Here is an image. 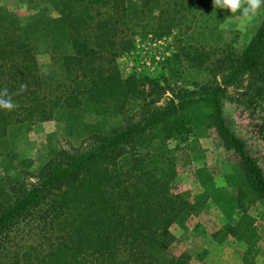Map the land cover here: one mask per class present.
<instances>
[{"label":"trees","instance_id":"obj_1","mask_svg":"<svg viewBox=\"0 0 264 264\" xmlns=\"http://www.w3.org/2000/svg\"><path fill=\"white\" fill-rule=\"evenodd\" d=\"M37 2L54 10L55 25L0 11V89L15 93L28 85L12 96L14 110L0 109V138L13 125L66 117L83 104L123 118L92 136L87 148L56 152L35 181L0 182V264H190L188 253H170L176 240L170 228L191 206L171 192L166 144L187 141L200 119L243 174L210 197L237 219L224 225L225 236L245 238L254 221L249 211L264 205V173L228 125L222 100L229 89H242L247 105L264 116V20L240 52L226 51L210 65V84L186 89L171 87L165 73L125 75L116 63L132 48V34L171 33L186 0ZM41 53L50 54L59 73L41 69ZM166 72L178 71L166 65ZM200 106L209 110L203 118L194 112Z\"/></svg>","mask_w":264,"mask_h":264},{"label":"rangeland","instance_id":"obj_2","mask_svg":"<svg viewBox=\"0 0 264 264\" xmlns=\"http://www.w3.org/2000/svg\"><path fill=\"white\" fill-rule=\"evenodd\" d=\"M186 1V9L179 14L177 27L171 33L163 37L153 33L131 35L132 48L116 59L121 73L151 78L165 73L171 87L186 89L210 84V65L226 51L240 52L264 20V8L251 20H245L239 18L240 13L232 16L229 10L215 9L212 0ZM45 7L37 0H0V11L5 9L21 19L44 17L55 25L54 10ZM55 35L62 37L63 33L56 28ZM38 60L44 72L59 73L52 65L50 54L41 53ZM166 65L175 68L177 75L167 74ZM243 92L242 89L228 90L222 100L224 118L246 143L264 173V116L258 107L247 105ZM162 103L163 100L159 104ZM135 111H129L128 115ZM208 111L205 106L194 109L200 118ZM122 118H112L109 112L83 104L66 117L55 115L51 121L9 127L0 138V182L25 178L35 181L42 165L56 152L87 148L92 136L122 125ZM166 145L173 163L171 192L184 196L191 206L170 228L176 239L170 253H188L190 264H264L262 203L254 204L249 211L254 221L242 239L246 248L238 244L236 237L228 233L225 236L222 230L225 224L235 225L237 219L218 211L210 190L229 191L243 174L233 156L223 149L215 131L200 119L187 141L171 140ZM256 235L260 239L262 235L263 241L256 240L254 245L251 240ZM254 249L259 255L249 256Z\"/></svg>","mask_w":264,"mask_h":264},{"label":"clouds","instance_id":"obj_3","mask_svg":"<svg viewBox=\"0 0 264 264\" xmlns=\"http://www.w3.org/2000/svg\"><path fill=\"white\" fill-rule=\"evenodd\" d=\"M215 9L229 10L232 16L240 13L241 19L251 20L264 8V0H212ZM223 27V25H222ZM28 88L27 84H20L18 91L10 93L7 88L0 89V109L12 111L17 105L13 101V95H21Z\"/></svg>","mask_w":264,"mask_h":264},{"label":"crops","instance_id":"obj_4","mask_svg":"<svg viewBox=\"0 0 264 264\" xmlns=\"http://www.w3.org/2000/svg\"><path fill=\"white\" fill-rule=\"evenodd\" d=\"M218 211H219V210H218ZM214 213H215L216 215H218V217L222 218L221 215H220L218 212H215V211H214ZM220 213H221V212H220ZM221 214H222V213H221ZM220 228H221V226H220L218 229H220ZM222 230H224V228H222ZM256 236H257L256 239H252V240H251L252 242H254V245H257V244H256V240L259 241V240L262 239V241H263V237H262V235H261V239H260V237H259L260 235H256ZM240 243H242L243 245H245V248H246V244L243 242V240H239V243H238V244H240ZM212 244H213V243H212ZM220 245H221V244H220ZM217 246H218V245H217ZM260 254H261V253H260ZM248 255H249V256H251V255L256 256V255H259V253L257 252V250L254 249V251L250 252ZM249 256H248V257H249Z\"/></svg>","mask_w":264,"mask_h":264}]
</instances>
